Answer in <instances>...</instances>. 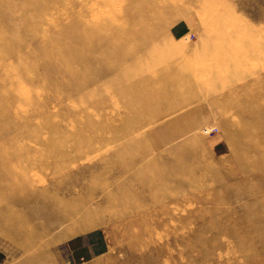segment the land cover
Wrapping results in <instances>:
<instances>
[{
  "label": "rangeland",
  "instance_id": "obj_1",
  "mask_svg": "<svg viewBox=\"0 0 264 264\" xmlns=\"http://www.w3.org/2000/svg\"><path fill=\"white\" fill-rule=\"evenodd\" d=\"M79 261L264 264V0H0V264Z\"/></svg>",
  "mask_w": 264,
  "mask_h": 264
},
{
  "label": "crops",
  "instance_id": "obj_2",
  "mask_svg": "<svg viewBox=\"0 0 264 264\" xmlns=\"http://www.w3.org/2000/svg\"><path fill=\"white\" fill-rule=\"evenodd\" d=\"M83 245H84V244H82V248H83ZM89 248H90V246H89ZM81 250H82V249H81ZM77 253H78V252H77ZM78 254H80V253H78Z\"/></svg>",
  "mask_w": 264,
  "mask_h": 264
},
{
  "label": "built area",
  "instance_id": "obj_3",
  "mask_svg": "<svg viewBox=\"0 0 264 264\" xmlns=\"http://www.w3.org/2000/svg\"><path fill=\"white\" fill-rule=\"evenodd\" d=\"M79 264H82L80 261L78 262Z\"/></svg>",
  "mask_w": 264,
  "mask_h": 264
}]
</instances>
